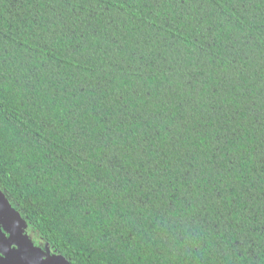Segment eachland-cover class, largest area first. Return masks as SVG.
<instances>
[{
	"label": "trees",
	"instance_id": "trees-1",
	"mask_svg": "<svg viewBox=\"0 0 264 264\" xmlns=\"http://www.w3.org/2000/svg\"><path fill=\"white\" fill-rule=\"evenodd\" d=\"M0 189L70 264H264V0H0Z\"/></svg>",
	"mask_w": 264,
	"mask_h": 264
},
{
	"label": "flooded vegetation",
	"instance_id": "flooded-vegetation-1",
	"mask_svg": "<svg viewBox=\"0 0 264 264\" xmlns=\"http://www.w3.org/2000/svg\"><path fill=\"white\" fill-rule=\"evenodd\" d=\"M2 195H4V197L8 201L5 194L0 189V217H2L5 221H9L11 223L14 232L21 240L25 248L37 254L40 257L43 264H63L60 257L62 258L65 257L52 256L54 251H52L51 248L49 247L50 244L44 238L41 237V234L37 232L35 228L34 229L32 228L33 226L29 224L27 220H25L24 225H22L21 219L23 217L21 216V219L18 218L15 214H13V212L10 209L7 210L6 207H4L5 204L3 203ZM11 207L14 208L13 206ZM18 255L23 256L24 249H21L18 254L13 252V253H9L8 255H5L2 259H0V264H13V261L18 258ZM67 262L69 263L68 260Z\"/></svg>",
	"mask_w": 264,
	"mask_h": 264
},
{
	"label": "snow or ice",
	"instance_id": "snow-or-ice-1",
	"mask_svg": "<svg viewBox=\"0 0 264 264\" xmlns=\"http://www.w3.org/2000/svg\"><path fill=\"white\" fill-rule=\"evenodd\" d=\"M24 249V255L19 256L13 264H43L40 257L29 249H26L14 232L11 223L0 217V259L9 253H19Z\"/></svg>",
	"mask_w": 264,
	"mask_h": 264
},
{
	"label": "water",
	"instance_id": "water-1",
	"mask_svg": "<svg viewBox=\"0 0 264 264\" xmlns=\"http://www.w3.org/2000/svg\"><path fill=\"white\" fill-rule=\"evenodd\" d=\"M2 197H3V203L5 204V206L4 205L3 206L6 207L7 210L10 209L13 212V214H15L18 218L21 219V215H20L19 211L15 210L14 208L11 207L12 205L9 204V202L6 200L4 195H2ZM21 223H22V225H24L25 219L23 220V218H22ZM32 228L34 229V227H32ZM36 231L38 232V230H36ZM49 247L51 248L52 251H54L52 256H57V257L62 256L61 253H59L51 244L49 245ZM60 258H61V261L63 264H70L67 262V260L65 258H62V257H60Z\"/></svg>",
	"mask_w": 264,
	"mask_h": 264
}]
</instances>
